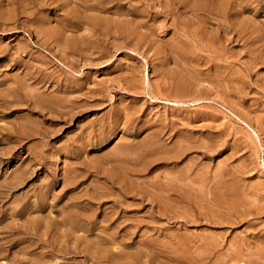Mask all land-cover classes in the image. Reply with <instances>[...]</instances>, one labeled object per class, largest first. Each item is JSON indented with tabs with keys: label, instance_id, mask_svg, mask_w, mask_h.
I'll use <instances>...</instances> for the list:
<instances>
[{
	"label": "rangeland",
	"instance_id": "1",
	"mask_svg": "<svg viewBox=\"0 0 264 264\" xmlns=\"http://www.w3.org/2000/svg\"><path fill=\"white\" fill-rule=\"evenodd\" d=\"M198 1L0 0V264L264 263V0Z\"/></svg>",
	"mask_w": 264,
	"mask_h": 264
},
{
	"label": "bare ground",
	"instance_id": "2",
	"mask_svg": "<svg viewBox=\"0 0 264 264\" xmlns=\"http://www.w3.org/2000/svg\"><path fill=\"white\" fill-rule=\"evenodd\" d=\"M171 1H172V0H171ZM180 1H181V4H180V3H179V4L183 6L184 2H182V1H185V0H180ZM186 1H187V0H186ZM189 1H190V0H189ZM196 1H197V0H196ZM199 1H200V0H199ZM199 1L196 2L195 4L197 5V3H200ZM203 1H204V0H203ZM203 1H201V4H202V5H204V4H203ZM222 1H224V0H222ZM176 2H177V1H176ZM176 2H175V3H176ZM206 2H207V1H206ZM206 2H205V3H206ZM209 2H210V1H209ZM215 2H216V0H215ZM217 2H219V1H217ZM224 2H225V1H224ZM24 3H25V2H24ZM24 3H23V4H24ZM92 3H93V2H92ZM185 4H186V3H185ZM188 4H189V3H188ZM191 4L194 5L193 3H191ZM211 4H214V3H211ZM20 5H21V4H20ZM171 5H172V4H171ZM182 6H180V7H182ZM194 6H195V5H194ZM198 6H200V5H197L196 7L198 8ZM208 6H209V5H208ZM212 6H213V5H212ZM220 6H224L223 3H222V5H221V3H220ZM31 7H32V6H31ZM203 7L205 8V5H204ZM213 7H214V6H213ZM218 7H219V6H218ZM218 7H216V8L214 7L215 10L212 9V8H211V9L214 10V11H216V10H218V9H217ZM229 7H231V6L229 5ZM233 7H234V6H233ZM190 8L192 9L193 7H191V5H190ZM201 8H202V6H201ZM204 8H202V9H204ZM221 8L223 9L224 7H221ZM226 8H227V7H226ZM188 9H189V8H188ZM230 9H232V8H230ZM175 10H176V9H175ZM179 10H180V9H179ZM197 10H198V9H197ZM212 10H210V11L213 12ZM220 10H221V9H220ZM224 10H227V9H224ZM224 10H223V11H224ZM199 11H201V9H199ZM203 11H205V10H203ZM206 11H207V8H206ZM243 11H244V10H243ZM20 12H21V11H20ZM26 12H27V11H26ZM178 12H179V11H178ZM186 12H187V11H186ZM192 12H193V11H192ZM207 12L209 13V9H208ZM219 12H221V11H219ZM230 12H232V11H230ZM230 12H229V14H230ZM124 13H125V12H124ZM179 13H180V12H179ZM239 13H240V12H239ZM112 14H113V13H112ZM184 14H185V13H184ZM184 14H183V15H184ZM187 14H189V13H187ZM198 14H199V13H198ZM198 14H197V15H198ZM201 14H202V13H201ZM8 15H9V14H8ZM171 15H172V14H171ZM205 15H206V14H205ZM189 16H190V15H189ZM192 16H193V15H191V17H192ZM209 16H210V15H209ZM217 16H218V15H217ZM226 16H228V15H226ZM232 16H234V15H232ZM177 17H178V16H177ZM193 17H194V16H193ZM202 17H203V16H202ZM213 17H214V16H213ZM218 17H219V16H218ZM234 17H235V16H234ZM234 17H231V18L234 19ZM26 18H27V17H26ZM197 18H198V16H197ZM210 18H211V17H210ZM210 18H209V19H210ZM3 19H4V18H3ZM229 19H230V16H229ZM102 20H103V19H102ZM211 20H212V19H211ZM103 21H104V20H103ZM200 21H201V20H200ZM223 21H224V19H223ZM242 21H243V20H242ZM8 22H9V21H8ZM182 22H184V21H182ZM192 22H193V21H192ZM194 22L196 23V22H198V21H194ZM205 22H206V21H205ZM205 22H204V23H205ZM211 22H212V21H211ZM221 22H222V21H221ZM221 22H220V23H221ZM229 22H230V23L227 22V23H228V24H226L227 26L225 25V26H226V27L224 28L225 30H226V28L229 29L231 26H233L232 24H234V23H231V21H229ZM186 23H187V22H186ZM223 23H224V22H223ZM223 23H222V24H223ZM175 24H176V23H175ZM177 24H178V23H177ZM199 24H200V23H199ZM209 24H210V23H209ZM218 24H219V23H218ZM247 24H248V22H247ZM249 24H250V23H249ZM193 25H194V24H193ZM66 26H67V25H66ZM76 26H78V25H76ZM104 26H105V25H104ZM201 26H202V25H201ZM214 26H215V25H214ZM218 26H219V25H218ZM242 26H243V25H242ZM248 26H249V25H248ZM248 26H247V27H248ZM185 27H186V26H185ZM199 27H200V26H199ZM203 27H204V26H203ZM222 27H223V26H222ZM247 27H246V28H247ZM35 28H36V27H35ZM72 28H73V27H72ZM205 28H206V27H205ZM205 28H204V29H205ZM236 28H237V27H236ZM67 29H68V28H67ZM195 29H196V28H195ZM218 29H221V28H218ZM233 29H234V28H233ZM248 29H249V28H248ZM103 30H105V29H103ZM110 30H111V28H110ZM206 30H207V29H206ZM213 30H214V29H213ZM225 30H223V31L226 32L227 30H226V31H225ZM250 30H251V29H250ZM91 31H92V30H91ZM94 31H95V30H94ZM229 31H230V30H228V32H229ZM232 31H233V30H232ZM232 31H231V32H232ZM40 32H41V31H40ZM212 32H213V31H212ZM221 32H222V31H221ZM237 32H238V31H237ZM103 33H104V32H103ZM214 33H215V32H214ZM218 33H219V32H218ZM229 33H230V32H229ZM36 34H38V33H36ZM36 34H35V35H36ZM96 34H97V33H96ZM222 34H223V32H222ZM225 34H226V33H225ZM105 35H106V34H105ZM110 35H111V34H110ZM205 35H206V34H205ZM210 35H211V34H210ZM223 35H224V34H223ZM214 36H215V35H214ZM229 36H230V35H229ZM242 36H243V35H242ZM192 37H193V36H192ZM226 37H228V36L226 35ZM240 37H241V36H240ZM43 38H44V37H43ZM47 38H48V37H47ZM216 38H217V37H216ZM242 38H244V37H242ZM246 38H247V37H246ZM195 39H196V38H195ZM200 39H201V38H200ZM214 39H215V38H214ZM214 39H213V40H214ZM225 39H226V38L224 37V40H225ZM224 40H223V42H224ZM237 40H238V39H237ZM48 41H49V40H48ZM191 42H192V41H191ZM202 42L204 43V41H202ZM216 42H217V41H216ZM243 42H244V41H243ZM239 43H240V42H239ZM214 44H215V43H214ZM214 44H211V45H214ZM220 44H221V43H220ZM262 44H264V43L262 42ZM69 45H70V44H69ZM173 45H174V44H173ZM247 45H248V44H247ZM260 46H261V45H260ZM262 46H263V45H262ZM114 47H115V46H114ZM242 47H243V46H242ZM255 48H256V47H255ZM21 49H22V48H21ZM250 49H251V48H250ZM178 50H179V49H178ZM54 51H55V50H54ZM70 51H71V50H70ZM168 52H169V51H168ZM259 52H260V51H259ZM259 52H258V53H259ZM10 53H11V52H10ZM254 53H255V52H254ZM57 54H58V53H57ZM190 55H191V54H190ZM249 55H250V54H249ZM158 56H159V55H158ZM169 57H170V56H169ZM260 57H261V56H260ZM262 57H264V56L262 55ZM262 57H261V58H262ZM158 59H159V58H158ZM258 61H259V60H258ZM202 62H203V61H202ZM176 63H177V62H176ZM249 63H250V62H249ZM251 64H252V63H251ZM182 66H183V65H182ZM251 67H252V66H251ZM183 68H184V67H183ZM165 69H166V68H165ZM249 69H250V68H249ZM185 70H186V68H185ZM158 71H159V70H158ZM158 71H157V72H158ZM180 72H181V71H180ZM198 72H199V71H198ZM188 73H189V72H188ZM179 77H180V76H179ZM179 77H178V78H179ZM179 82H180V81H179ZM168 83H169V82H168ZM194 84H195V83H194ZM176 85H177V84H176ZM132 87H133V86H132ZM190 87H191V86H190ZM10 89H11V88H10ZM14 89H16V88L14 87ZM186 89H187V88H186ZM17 90H18V89H17ZM33 90H34V89H33ZM175 90H176V89H175ZM11 91H12V90H11ZM9 92H10V90H9ZM9 92H8V93H9ZM177 93H178V91H177ZM10 94H11V92H10ZM14 95H15V94H14ZM236 95H237V94H236ZM19 99H20V98H19ZM176 99H177V98H176ZM13 100H15V99H13ZM16 100H17V99H16ZM18 101H19V100H18ZM66 101H67V100H66ZM14 102H16V101H14ZM14 102H13V104H14ZM199 102H200V101H199ZM6 103H7V102H6ZM4 104H5V103H4ZM10 104H11V103H10ZM5 105H7V104H5ZM5 105H4V106H5ZM8 105H9V104H8ZM207 105H208V104H207ZM0 106H1V104H0ZM11 106H12V105H11ZM122 118H123V117H122ZM126 118H127V117H126ZM125 120H126V119H125ZM163 132H164V131H163ZM242 132H243V131H242ZM13 135H14V134H13ZM150 137H151V136H150ZM144 141H145V140H144ZM156 144H157V143H156ZM146 146H147V145H146ZM186 147H188V146H186ZM160 149H161V148H160ZM179 150H180V149H179ZM176 152H177V151H176ZM173 153H175V152H173ZM179 153H180V152H179ZM176 155H177V154H176ZM178 155H179V154H178ZM173 156H174V155H173ZM156 157H157V156H156ZM104 159H105V158H104ZM135 161H136V160H135ZM188 164H189V163H188ZM207 168H208V167H207ZM86 170H87V169H86ZM92 170H93V169H92ZM95 171H96V170H95ZM103 171H104V170H103ZM204 177H205V176H204ZM226 178H227V177H226ZM106 179H107V178H106ZM206 179H207V178H206ZM226 180H227V179H226ZM234 180H235V179H234ZM169 181H170V180H169ZM74 182H75V181H74ZM231 182H232V181H231ZM183 183H184V182H183ZM183 183H182V184H183ZM190 185H191V184H190ZM236 185H237V184H236ZM230 186H231V185H230ZM112 188H113V187H112ZM145 188H146V187H145ZM189 188H190V187H189ZM234 188H235V187H234ZM123 190H124V189H123ZM130 190H131V189H130ZM130 190H128V191H130ZM150 190H151V189H150ZM167 190H168V189H167ZM174 190H175V188H174ZM174 190H173V191H174ZM179 190H180V189H179ZM199 191H200V190H199ZM201 191H202V190H201ZM125 192H126V191H125ZM133 192H134V191H133ZM133 192L130 191V193H133ZM168 193H169V192H168ZM242 193H243V192H242ZM250 193H251V192H250ZM127 194H128V192H127ZM133 194H134V193H133ZM92 195H93V194H92ZM136 195H137V194H136ZM136 195H134V196H136ZM141 195H142V194H141ZM242 195H243V194H242ZM83 196H84V195H83ZM138 196L140 197V195H138ZM263 196H264V195H263ZM188 197H189V196H188ZM222 197H223V195H222ZM234 197H235V196H234ZM234 197H233V198H234ZM40 198H41V197H40ZM152 198H153V197H152ZM144 199H145V198H144ZM179 199H180V198H179ZM230 199H231V198H230ZM214 200H215V199H214ZM232 200H233V199H231V201H232ZM141 201H142V200H141ZM207 201H208V200H207ZM215 201H216V200H215ZM223 201H224V200H223ZM227 201H228V200H227ZM42 202H43V201H42ZM40 204H41V203H40ZM43 204H45V203H43ZM231 204H232V203H231ZM212 205H213V204H212ZM36 206H37V205H36ZM38 206H39V205H38ZM38 206H37V208H38ZM44 206H45V205H44ZM178 206H179V205H178ZM178 206H177V207H178ZM42 207H43V206H42ZM247 207H248V206H247ZM40 208H41V207L39 206V210H40ZM43 208H44V207H43ZM172 208H173V207H172ZM250 208H251V207H250ZM252 208H253V207H252ZM99 209H100V208H99ZM216 210H217V209H216ZM259 210H260V209H259ZM217 211H218V210H217ZM238 211H239V210H238ZM247 211H248V210H247ZM250 211H251V210H250ZM117 212H118V211H117ZM199 212H200V211H199ZM210 213H211V212H210ZM257 213H258V211H257ZM202 214H203V213H202ZM246 214H248V213H246ZM253 214H255V212H254ZM165 215H166V214H165ZM221 215H222V214H221ZM258 215H259V214H258ZM237 216H238V215H237ZM114 217H115V216H114ZM202 217H203V216H202ZM204 217H205V216H204ZM168 218H169V217H168ZM214 218H215V217H214ZM217 218H218V216H217ZM171 219H172V217H171ZM60 221H61V220H60ZM215 221H216V220H215ZM209 222H210V221H209ZM232 225H233V224H232ZM259 226H260V225H259ZM254 229H255V228H254ZM210 233H211V232H210ZM204 234H205V233H204ZM260 234H261V233H260ZM207 236H208V235H207ZM250 237H251V236H250ZM193 238H194V237H193ZM263 238H264V237H263ZM196 240H197V239H196ZM237 240H238V239H237ZM245 240H246V239H245ZM262 240H263V239H262ZM245 244H246V243H245ZM257 244H258V243H257ZM166 245H167V244H166ZM246 245H247V244H246ZM246 245H245V246H246ZM254 245H255V244H254ZM238 246H239V245H238ZM240 246H241L242 248H237V249H236V247H235L236 250H233L232 252H230L228 256H229V257H230V256H233L234 258H235V257H238V258H244V256H243V252L241 251V250H244V248H243L244 244H243V243H240ZM118 248H119V247H118ZM119 249H120V248H119ZM209 251H210V250H209ZM245 251H246V250H245ZM245 251H244V252H245ZM246 252H248V251H246ZM261 252H262V251H261ZM121 253H123V252H121ZM208 253H209V252H208ZM263 253H264V252H263ZM123 255H124V253H123ZM262 255H263V254H262ZM245 256H246V255H245ZM248 256H249V255H248ZM248 256H247V257H248ZM205 257H206V256H205ZM249 257H250V256H249ZM201 258H202V257H201ZM209 258H210V257H209ZM238 258H237V259H238ZM258 258L261 259V256L258 257ZM262 258H263V257H262ZM213 259H214V258H213ZM230 259H231V258H230ZM237 259H236V260H237ZM260 259H258V262H257L258 264H261L262 259H261V260H260ZM200 260H201V259H200ZM236 260H234V261H236ZM247 260H248V259H247ZM259 260H260V261H259ZM234 261H233V262H234ZM237 261H238V260H237ZM245 261H246V260H245ZM248 261H249V260H248ZM251 261H253V260H250V262H251ZM256 261H257V259H256ZM256 261H255V262H256ZM226 262H227V261H226ZM239 262H240V261H239ZM243 262H244V261H243ZM243 262H242V263H243ZM250 262H249V264L252 263V262H251V263H250ZM259 262H260V263H259ZM263 262H264V260H263ZM240 263H241V262H240ZM242 263H241V264H242ZM246 263H247V262H246ZM92 264H93V263H92ZM229 264H230V263H229ZM263 264H264V263H263Z\"/></svg>",
	"mask_w": 264,
	"mask_h": 264
}]
</instances>
